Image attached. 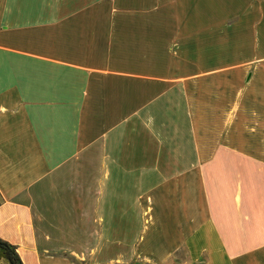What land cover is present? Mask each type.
Listing matches in <instances>:
<instances>
[{"label":"crops","instance_id":"obj_1","mask_svg":"<svg viewBox=\"0 0 264 264\" xmlns=\"http://www.w3.org/2000/svg\"><path fill=\"white\" fill-rule=\"evenodd\" d=\"M0 197L22 264H264V0H0Z\"/></svg>","mask_w":264,"mask_h":264},{"label":"trees","instance_id":"obj_2","mask_svg":"<svg viewBox=\"0 0 264 264\" xmlns=\"http://www.w3.org/2000/svg\"><path fill=\"white\" fill-rule=\"evenodd\" d=\"M3 202L0 197V205ZM22 264L21 259L16 253L15 248L7 242L0 239V264Z\"/></svg>","mask_w":264,"mask_h":264},{"label":"rangeland","instance_id":"obj_3","mask_svg":"<svg viewBox=\"0 0 264 264\" xmlns=\"http://www.w3.org/2000/svg\"><path fill=\"white\" fill-rule=\"evenodd\" d=\"M92 246H95V245H89V250H91L90 249V247H92ZM122 245L120 246V249H122ZM179 256H181L180 258L181 259H178L177 260V262L178 263H180V261L179 260H182V259H184V257H183V254L181 253V254H179ZM85 262V264H101V260H100V258L98 259V260H86V261H84ZM5 264V263H4Z\"/></svg>","mask_w":264,"mask_h":264}]
</instances>
